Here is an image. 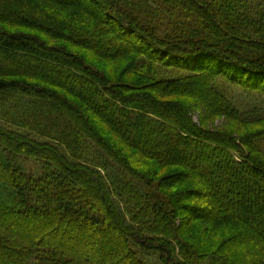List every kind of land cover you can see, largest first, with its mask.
Segmentation results:
<instances>
[{
  "label": "trees",
  "instance_id": "1",
  "mask_svg": "<svg viewBox=\"0 0 264 264\" xmlns=\"http://www.w3.org/2000/svg\"><path fill=\"white\" fill-rule=\"evenodd\" d=\"M89 4L0 0V264H264V0Z\"/></svg>",
  "mask_w": 264,
  "mask_h": 264
},
{
  "label": "rangeland",
  "instance_id": "2",
  "mask_svg": "<svg viewBox=\"0 0 264 264\" xmlns=\"http://www.w3.org/2000/svg\"><path fill=\"white\" fill-rule=\"evenodd\" d=\"M50 1H52V0H50ZM62 1L63 2H75V3L79 4L82 7L89 8V9H90V6L92 5V4H89V0H62ZM95 13L97 14L98 17H101V12L97 8L95 10ZM20 19L18 17L17 18H14V20H17V21H19ZM51 30H52V32H57V30L55 28L54 29H51ZM93 47H96V46H93ZM105 50L107 52H111L112 51V48L111 47H108V48H105ZM92 61L94 63H96V64L97 63H100V64H98V66H103L104 65L103 62L97 61L95 59H92ZM105 66L107 67V65H105ZM197 93L200 94V95H204L205 94V90H199V91H197ZM233 94H234V96H238V98L236 100L239 101V102L241 101L244 105H248V104L253 105V103L255 101L257 103L260 102V101H262L261 98L255 96V101H253L251 103L250 100H253V97H248L246 95H240V91L238 89H234V93ZM195 118H196V116H195ZM217 121L218 120H215L214 123H216ZM134 125L130 129H128V131H127V137L129 139H131V140H137L138 139L136 136H134L135 135V132H136V128H137ZM22 167L27 172L28 171L34 172V171H36V168H37V162L33 158L24 159L23 162H22ZM204 195L207 196V195H209V193L204 192ZM57 224H59V221H53L51 224L48 225V227H51V229H53V227H55ZM31 226H33L32 222H26L25 224L21 225L20 227L23 229V228H28V227H31ZM47 234L48 233H45V235H47ZM260 238L262 239L263 237L261 236ZM117 244H119V243H117Z\"/></svg>",
  "mask_w": 264,
  "mask_h": 264
}]
</instances>
